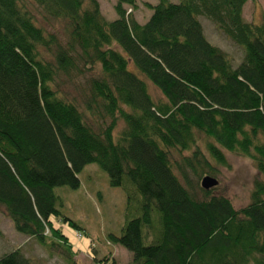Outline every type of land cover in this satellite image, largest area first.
<instances>
[{
	"label": "trees",
	"instance_id": "16d2710c",
	"mask_svg": "<svg viewBox=\"0 0 264 264\" xmlns=\"http://www.w3.org/2000/svg\"><path fill=\"white\" fill-rule=\"evenodd\" d=\"M137 1L118 0L110 22L99 0H30L44 22L63 24L62 40L26 0H0V209L18 233L58 240L72 257L52 219L90 237L54 191L78 189L97 164L126 195L121 236L109 242L133 256L128 264H264V13L255 25L243 15L254 0H159L141 24ZM202 18L243 49L238 66ZM85 72L96 76L80 101L66 85ZM225 152L262 176L239 210L188 177L217 173ZM0 264L33 262L17 249Z\"/></svg>",
	"mask_w": 264,
	"mask_h": 264
},
{
	"label": "rangeland",
	"instance_id": "374dc122",
	"mask_svg": "<svg viewBox=\"0 0 264 264\" xmlns=\"http://www.w3.org/2000/svg\"><path fill=\"white\" fill-rule=\"evenodd\" d=\"M101 11L107 21L116 19L117 13L115 6L118 0H99ZM173 2L176 0H172ZM159 0H138L137 11H133L135 19L143 24L152 15V12L145 4L155 5ZM29 10L34 13L38 24H40L49 33H56L60 39L64 40L63 24L46 23L42 20L39 9L30 0H26ZM125 9L132 10L127 6ZM264 13V0L249 1L244 8L243 15L246 22L259 25ZM202 26L206 38L216 47L221 48L229 58H232L234 66H238L244 59V51L236 46L230 39L225 37L214 24L209 20L202 18ZM134 67L132 66L131 69ZM96 73H86L85 76H75V86L66 85L71 95H76L80 101L86 99L89 95V83ZM149 84V93L157 100H163L162 94L152 83ZM76 90H75V89ZM101 121V120H100ZM110 120H107V124ZM120 130L123 128L119 124ZM200 144L202 149L206 148V137H202ZM227 164L224 167H218V172L214 175L206 174L216 178L218 185L213 195L227 197L235 210L248 206L251 202V193L254 190V183L262 180V176L255 168V164L247 157H241L236 154L225 152ZM179 160V157H177ZM181 160V159H180ZM189 181L196 187L201 188V182L191 172L188 173ZM81 186L72 190L68 186L56 187L55 194L60 197L58 205L59 210L66 217L82 228L90 238H83V235H76L77 232L68 225H63L58 220L52 219L56 229H60L63 234L68 236L74 255L68 256L63 245L58 240L50 239L47 245H41L34 239L18 233L10 217L5 210L0 209V258L7 253L19 249L25 257L31 259L33 264H103L102 258L111 257L116 264H128L133 256L123 247L109 242L111 234L121 236L122 228L125 222V209L127 205L126 195L122 189L113 188L110 185L108 173L102 170L97 164L87 165L79 175ZM155 216H158L157 211ZM51 244H57L51 246ZM101 261V262H100Z\"/></svg>",
	"mask_w": 264,
	"mask_h": 264
},
{
	"label": "water",
	"instance_id": "95a60500",
	"mask_svg": "<svg viewBox=\"0 0 264 264\" xmlns=\"http://www.w3.org/2000/svg\"><path fill=\"white\" fill-rule=\"evenodd\" d=\"M218 185V181L216 178H213L211 176H206L201 182V187L207 191L213 190Z\"/></svg>",
	"mask_w": 264,
	"mask_h": 264
},
{
	"label": "crops",
	"instance_id": "0c3cea01",
	"mask_svg": "<svg viewBox=\"0 0 264 264\" xmlns=\"http://www.w3.org/2000/svg\"><path fill=\"white\" fill-rule=\"evenodd\" d=\"M78 236V234H76ZM91 244V243H90Z\"/></svg>",
	"mask_w": 264,
	"mask_h": 264
}]
</instances>
